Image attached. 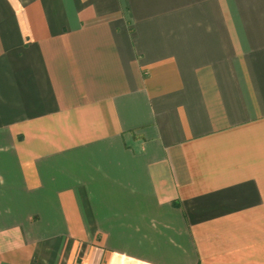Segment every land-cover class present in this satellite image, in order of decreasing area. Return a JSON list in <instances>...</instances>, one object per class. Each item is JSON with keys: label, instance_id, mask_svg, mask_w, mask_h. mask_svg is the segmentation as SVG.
<instances>
[{"label": "crops", "instance_id": "crops-1", "mask_svg": "<svg viewBox=\"0 0 264 264\" xmlns=\"http://www.w3.org/2000/svg\"><path fill=\"white\" fill-rule=\"evenodd\" d=\"M0 264H264V0H0Z\"/></svg>", "mask_w": 264, "mask_h": 264}]
</instances>
